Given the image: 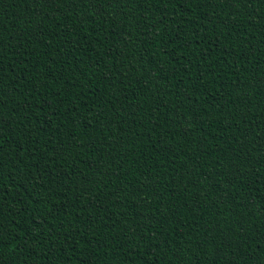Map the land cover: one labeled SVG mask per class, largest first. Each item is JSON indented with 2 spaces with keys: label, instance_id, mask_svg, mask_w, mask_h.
I'll return each instance as SVG.
<instances>
[{
  "label": "trees",
  "instance_id": "1",
  "mask_svg": "<svg viewBox=\"0 0 264 264\" xmlns=\"http://www.w3.org/2000/svg\"><path fill=\"white\" fill-rule=\"evenodd\" d=\"M0 264H264V0H0Z\"/></svg>",
  "mask_w": 264,
  "mask_h": 264
}]
</instances>
